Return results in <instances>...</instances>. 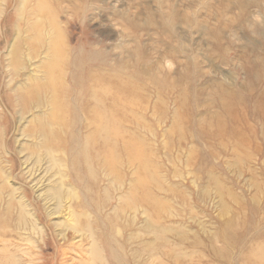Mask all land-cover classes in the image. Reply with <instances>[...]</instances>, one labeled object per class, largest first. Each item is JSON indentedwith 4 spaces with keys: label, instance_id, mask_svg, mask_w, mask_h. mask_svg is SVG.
<instances>
[{
    "label": "rangeland",
    "instance_id": "374dc122",
    "mask_svg": "<svg viewBox=\"0 0 264 264\" xmlns=\"http://www.w3.org/2000/svg\"><path fill=\"white\" fill-rule=\"evenodd\" d=\"M38 1L0 0V227L9 220L24 260L63 264L73 216L103 222L126 204L114 216L125 264H264V0H46L55 24L33 16L36 39L25 12ZM59 34L70 100L76 61L137 97L119 108L112 143L129 140L145 173L120 146L115 166L103 154L91 161L92 179L83 164L73 171L67 139L77 151L97 144L88 113L76 105L63 126L51 119L52 92L25 99L46 82ZM83 84L87 98L95 86ZM140 179L149 202L134 198ZM92 199L104 211L85 209ZM72 239L86 251L91 242Z\"/></svg>",
    "mask_w": 264,
    "mask_h": 264
},
{
    "label": "bare ground",
    "instance_id": "6f19581e",
    "mask_svg": "<svg viewBox=\"0 0 264 264\" xmlns=\"http://www.w3.org/2000/svg\"><path fill=\"white\" fill-rule=\"evenodd\" d=\"M52 9H53L52 6L46 0H39L34 5L33 8L29 9L31 13L25 12V16L28 19V27L32 31L36 39H39L40 37V30L43 26V22L32 21L33 16L40 18L43 17L49 18L51 19L50 22L52 23L53 26L55 24V20L52 15L53 12ZM62 43L63 42L61 39V35L59 34V36L54 40L52 44V48L50 49L51 56L45 66L46 82L45 83L34 82L26 90L24 94L25 99H30L31 97L35 96L38 92L42 90H47L52 92L53 97L51 99V105L53 108V112L51 114V119L63 126L66 125V122L69 123L68 127L72 126L76 117V105L78 106V108L81 107L86 114L88 113L89 121L92 123L94 127L93 136L97 139V144H92L90 143V141L85 142L84 144L82 143L80 150L77 151L81 143L78 144V141L76 140L75 137H71L70 139H67L68 141L65 142V147H66L65 149L67 152L74 154L70 162V166L73 171L77 172V165L83 164L85 168L89 171V176L92 179L93 174L90 172L91 161L99 154H103L107 162L111 164V166H115L119 162L118 150L120 146L121 149H123V152L127 157V160L137 162L141 170L145 173L147 170L146 159L141 152L133 149V145L129 140L121 139L119 140V142L115 144L112 143L117 138L119 133L117 127V118L118 115H120V113L118 112L119 108L126 106L127 97H128V102L130 104L135 102L137 100V97L134 94L127 95L125 93L124 88L120 87L113 78H106L101 75L85 72L83 70L82 63L78 64L81 61H76L74 63V65L75 64L77 65V68H74L76 100L75 102L70 100L68 98V94L70 93L69 91L65 90L61 81V77H62L61 67L65 64H69L71 66L73 62L69 61L66 58L63 48L64 46ZM86 77H88L92 85L95 86V89L88 94L87 98L85 95L86 89L83 87L84 85L83 81L86 82ZM259 109L264 111V94L261 95L259 98ZM243 112L245 113V109L243 110ZM243 112L241 111L242 114ZM38 128L40 129L43 135L46 136L48 135V132L44 129V127L40 123L38 124ZM57 139L60 140L61 139L60 136H58ZM134 198L144 202H149L147 192L145 191V183L142 179H140L134 187ZM125 206L126 204L121 208L116 209L113 212V215L111 213L110 216L109 215L106 216L103 222L101 221L103 218L102 219L95 218L94 220L86 219L84 216L86 213L83 214L84 212L73 216V220H72L73 225L70 226L71 228L69 229L71 230L72 235L70 237L67 234L60 235L63 240V245H65V249L61 250L62 255L64 257L62 258L63 264H125L123 257L120 255V252L123 248H122V244L119 243L117 239L118 223L114 217L115 215L116 217H118L119 214H121L124 211ZM86 208L91 209L97 214L100 213L101 211H104L102 205H99L93 199L92 202L90 201V203L86 204L85 209ZM8 221L9 220H5L4 225L0 227V229L3 228L2 230H0V246H1L0 264H32L30 260L25 261L24 258L22 257V255L25 254V251H23L24 247L22 246L24 244H22L21 242V244L14 245L7 239L8 238L7 229L9 227ZM151 223L152 222L149 221L144 226L147 232L148 230H151L153 227ZM160 232L161 230L158 231L157 233L160 234ZM153 233H151V235ZM77 234H79V236L82 239L87 237L91 241L90 245L89 246L87 245L88 246L87 251L85 249L84 251L82 248H80V246H75V243L72 244V240L74 239V238L72 239V237H75V235L77 236ZM148 234L149 233H146V235ZM157 236L160 237V235ZM159 237H157L158 241L161 239H165V237L164 238L162 237L161 239ZM149 243L150 242L148 241V244ZM148 244L147 243L145 244V246L147 245L146 249L150 248V246L148 247ZM159 245L158 247H160ZM163 246L164 245H162V247L160 248L165 249L167 245L165 247ZM153 247H156V245ZM262 248H260L258 252H260ZM253 249L256 250V248ZM254 253L257 254V252ZM153 254L155 256L154 258H156L157 257L155 255L156 253ZM138 255H140V252ZM154 260L156 261V259ZM255 260H257V257L255 258ZM259 261L261 260H258V264Z\"/></svg>",
    "mask_w": 264,
    "mask_h": 264
}]
</instances>
